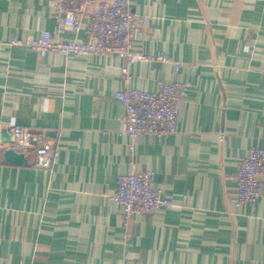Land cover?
<instances>
[{"label":"crops","instance_id":"1","mask_svg":"<svg viewBox=\"0 0 264 264\" xmlns=\"http://www.w3.org/2000/svg\"><path fill=\"white\" fill-rule=\"evenodd\" d=\"M130 2L148 18L133 61L12 45L14 34L75 33L52 0H0V264H264V184L255 205L237 200L240 162L264 148V0ZM124 67L149 92L160 80L189 82L174 132L121 133ZM16 123L60 155L49 165L34 152L8 161L3 135ZM136 169L155 170L173 205L126 224L107 191Z\"/></svg>","mask_w":264,"mask_h":264},{"label":"built area","instance_id":"2","mask_svg":"<svg viewBox=\"0 0 264 264\" xmlns=\"http://www.w3.org/2000/svg\"><path fill=\"white\" fill-rule=\"evenodd\" d=\"M54 17L59 25L69 27L75 38L55 40L53 32L43 30L39 37L23 38L14 34L9 43L21 45L46 55L50 51L61 54L105 55L117 53L128 61L139 58L133 50L135 33L148 22L147 16L136 14L130 0H52ZM85 30L87 38L80 40L79 33ZM157 59L169 60L165 52ZM182 62H175L179 69ZM124 85L116 92V97L126 107L125 125L121 133L131 136L138 134L155 135L159 140L176 130L177 116L183 101L188 81L158 82L154 92L134 87L128 67L123 68ZM10 139L5 140L6 148L23 152H34L36 162L49 165L60 155L59 147L49 137L33 133L22 124L9 128ZM264 148L252 146L240 162L237 171V200L239 203L255 205L262 196L264 181ZM156 172L152 169H136L119 174L117 187L108 192V197L120 203L126 224L142 212L157 210L173 205V200L165 197L155 185Z\"/></svg>","mask_w":264,"mask_h":264},{"label":"water","instance_id":"3","mask_svg":"<svg viewBox=\"0 0 264 264\" xmlns=\"http://www.w3.org/2000/svg\"><path fill=\"white\" fill-rule=\"evenodd\" d=\"M3 136L6 140L10 139L9 131L5 130ZM4 156L8 161L14 162V163H26L28 161L25 153L18 152L14 149H11V148H7L5 150Z\"/></svg>","mask_w":264,"mask_h":264}]
</instances>
